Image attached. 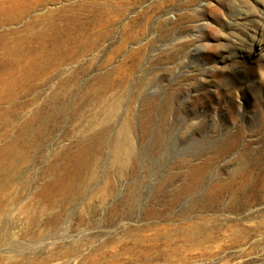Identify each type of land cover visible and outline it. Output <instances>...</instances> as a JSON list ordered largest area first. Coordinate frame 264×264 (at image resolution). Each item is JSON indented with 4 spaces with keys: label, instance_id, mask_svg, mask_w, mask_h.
<instances>
[{
    "label": "rangeland",
    "instance_id": "obj_1",
    "mask_svg": "<svg viewBox=\"0 0 264 264\" xmlns=\"http://www.w3.org/2000/svg\"><path fill=\"white\" fill-rule=\"evenodd\" d=\"M2 1L0 18L10 21L0 23V176L13 155L23 159L15 181L0 178L11 200L19 196L0 212V233H10L9 242L0 238V264H37L32 260L48 255L29 249L24 205L34 189L24 196L21 182L37 186L40 155L77 153H86L93 175L70 211L90 224L67 216V228L43 239L44 247H68L83 235L125 236V226L141 233L167 223L166 211L180 218L205 193L215 204L191 214L216 215L226 229L152 264H264V190L259 199V184L245 188L239 177L230 179L243 163L264 161V0H145L134 9L126 0L111 37L93 0ZM148 5L155 7L147 20L129 23ZM26 9L17 21L15 12ZM121 29L124 47L103 55ZM78 34L87 37L85 50L77 49ZM134 49L141 55L129 81L120 89L105 85L103 77L111 81L107 73ZM125 127L133 142L128 161L115 147ZM233 133L236 140L222 146ZM193 181L198 186L186 190ZM132 192L137 202L127 217ZM3 216L9 223L1 226Z\"/></svg>",
    "mask_w": 264,
    "mask_h": 264
},
{
    "label": "bare ground",
    "instance_id": "obj_2",
    "mask_svg": "<svg viewBox=\"0 0 264 264\" xmlns=\"http://www.w3.org/2000/svg\"><path fill=\"white\" fill-rule=\"evenodd\" d=\"M7 1H2L1 5H5ZM124 1L126 0H93L89 5L96 10L98 8H103V21L104 27L107 30V32L105 31L107 37L112 36L113 30L117 28V24L122 21L124 7L121 5ZM144 1L145 0H127L124 5L125 8L134 9L136 5H141ZM154 7L155 5H148L141 8L138 13L134 14L129 19V23L133 26H140L144 20L148 19L147 15ZM84 10L88 12V9L85 7ZM29 11L30 10L27 9L25 11H16L15 14L19 12L16 20L19 21L21 18L27 16ZM115 11H117L115 17L110 16V13ZM6 21H10V19L0 18V23H5ZM127 39L128 36H124L121 29L112 39V42H110L106 48H103V55H106L111 50L114 52L121 50ZM74 41L75 43H79L77 49L85 50L88 46V40L85 36L78 34L74 37ZM12 49L14 51L17 50L15 45ZM140 55L141 49H134L131 51L128 56L122 59L118 67L113 68L112 71L107 73H112L111 81L105 76L103 77V83L116 88L118 87V89L122 88L123 85L129 81L133 71L137 67ZM120 135V139L116 141L115 147L118 151L120 150V153L128 161L133 156V142L128 128L125 127ZM237 136L238 133H233L228 140L223 142L222 146H228V143L235 141ZM12 158V163L8 166L7 172L0 176L1 180L5 179L4 183L7 184H11L18 178L17 173H19L20 170L17 168V164L23 159V157L18 159L17 154L13 155ZM58 158L59 156H52V159H50L44 154L37 158V163L44 164L45 167H42L38 172L39 181L36 187L30 184V188L28 189L27 185L21 182V192L22 194L24 193V196H26L28 190L34 189L31 191L24 205L25 222L27 223L25 236L30 235V239L33 242L32 247L29 249L34 250V252L41 249L43 253H48L49 255L41 259L35 258L32 260L37 264L42 262V264H56L53 263L55 257L63 259V262L60 264H152L157 260L168 261L171 256L181 255L186 247L203 246L215 240L225 228L223 224L219 223L216 215L191 214V212L199 211L200 208H204L205 206L211 208L215 204L210 196L203 193L192 199L191 204L179 214L180 218L172 220L168 216L169 212L166 211L167 223L156 224L154 227H152L153 225H146L141 233L137 227L131 229L129 226L124 225L123 231L125 236L123 234L113 235L105 239H99L98 236L83 235L81 239L75 240L73 243L69 244L68 247L63 243L51 244L49 247H44L42 243L43 239L50 234H58L61 229L67 228V226L64 227L62 225L67 221L65 217L68 216V219L74 217L75 213L73 214L70 210H75L78 201L83 195L84 184L93 175V173L90 172L92 164H90V160L87 159L86 153H77L72 156L67 155V157L61 156L59 159L65 163H60ZM120 176L122 175L120 174ZM236 177L242 180V183L245 184V188H252L254 185L259 184L261 186L259 194L260 199L261 193L264 190L263 160L254 158L251 159L250 162L243 163L230 179L234 180ZM198 184L199 182L193 181L188 184L189 187L186 190L197 187ZM112 185H110V192ZM183 185L186 186L187 183ZM105 194L107 197L112 195V193L107 194L106 192ZM105 198L104 201L107 200ZM18 199L19 196L11 200L7 190L5 193V189L0 187V212L3 210L4 205H12ZM173 200L172 198V201ZM6 201L7 204H5ZM136 202V193H129L126 209L123 211L125 216H131V207L136 204ZM96 210L97 209L94 208L92 211L95 212ZM75 215L78 216L77 220L80 225L90 224V220L88 219L89 221L87 222L85 218L81 216L80 212ZM112 218L111 215L109 219ZM1 220V226L7 221L9 223V220H6L4 216ZM259 227L261 226H256L257 229ZM146 230L154 231L147 234ZM250 231L251 230L247 232L245 241L252 236ZM9 237L10 233L7 230H3L0 233V238L6 242L10 241ZM7 260H9L10 264L16 263L12 259L8 258Z\"/></svg>",
    "mask_w": 264,
    "mask_h": 264
}]
</instances>
